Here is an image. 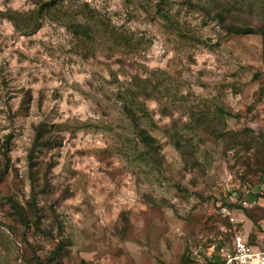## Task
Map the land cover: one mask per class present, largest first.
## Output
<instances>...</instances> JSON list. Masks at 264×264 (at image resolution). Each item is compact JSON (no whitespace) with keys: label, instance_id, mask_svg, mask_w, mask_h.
Returning <instances> with one entry per match:
<instances>
[{"label":"rangeland","instance_id":"374dc122","mask_svg":"<svg viewBox=\"0 0 264 264\" xmlns=\"http://www.w3.org/2000/svg\"><path fill=\"white\" fill-rule=\"evenodd\" d=\"M39 1L0 0V264H205L242 229L219 214L231 192L264 232L261 34L229 33L216 0ZM217 1L229 22L264 29V0ZM85 27L92 39L74 33ZM143 81L148 161L119 99ZM219 107L225 130L253 135L203 130L197 118ZM40 124L53 144L30 172Z\"/></svg>","mask_w":264,"mask_h":264},{"label":"trees","instance_id":"16d2710c","mask_svg":"<svg viewBox=\"0 0 264 264\" xmlns=\"http://www.w3.org/2000/svg\"><path fill=\"white\" fill-rule=\"evenodd\" d=\"M40 5L38 10H42L43 6L47 4L48 2L39 1ZM214 12H211L212 18L215 17L217 21L222 25L224 29H226L229 33H235V34H248L252 32H259L262 37V49H263V61H264V29H254L250 28L248 26H238L235 25L232 22H229L227 20V14L228 10L225 8L223 3H220L219 1L216 0L215 7L213 8ZM159 13H163L161 11H158ZM1 14V13H0ZM102 30L105 31V35L108 34L111 39L114 41H120L122 42L121 37L117 36L115 33L109 32L107 29L104 28V26H101ZM86 30H79V28H75L74 33L77 36L83 37L85 40L92 39L91 38V29L89 30L88 27ZM98 33V31H97ZM149 84L148 82H136L131 84V88L125 90L124 92L119 93V99L121 101V110L124 115L125 119H129L131 123L136 125L135 129V136L134 138V143H135V152H138L139 149V156L141 157L142 155H145V159L148 161L147 158H152L151 155L153 154L156 155L158 151V146L155 144L156 140L155 138L149 134L148 130L144 127H141L139 124H137V121H140L141 118L147 116V111L143 108V103L139 102V98H147L150 96V93L148 92V89L146 85ZM152 88L156 89L154 86ZM225 115V112L222 110V108L219 107L218 111L215 112L211 116H206V115H201L200 117L197 118V122L201 124L203 130H205L207 133L214 134L215 136L222 137L227 139L228 136L235 139L237 141L239 136H251L253 135V131L251 129H244L243 131H236V132H229L225 130V126H223V123L221 121L222 116ZM49 131L46 128L45 125L40 124L39 126L36 127V132L35 136L33 138V142L31 144L30 150L28 152V166L31 172L32 166L35 164V162L32 160L33 158V153L35 150H37L40 147H51L53 143H51V136L48 135ZM247 138V137H246ZM248 139L245 140V143L247 142ZM262 141H260L261 143ZM175 148L178 150L180 155L183 157V159H188L189 155L186 152L185 146L181 144L179 141L175 140L174 142ZM264 150V144H258V147ZM2 149L5 150V152L8 151V142L6 141L5 143L2 144ZM249 150V148H247ZM8 159H6L5 164L3 167L0 169V178L2 177L3 172L6 170ZM261 179H264V168L262 170V176ZM230 195H233V197L236 199L238 198V195L236 192H231ZM0 199H4L3 196L0 195ZM8 202L10 203L9 206L13 208V217L15 219L20 218L22 219L21 222H23L25 225V216L21 212V207L13 201L12 198L8 197L6 198ZM226 205H228L231 209L236 211V203H228L227 198L223 199V202ZM239 205V204H237ZM37 213V210H36ZM238 217L240 221L244 222L245 220L243 217L250 214L247 212L246 214L237 212ZM252 229V226L250 227ZM260 233V232H259ZM261 237L263 240V244L261 245L259 243L258 237L260 236L259 234L253 235V241H254V248L256 249H264V232H261ZM62 245H57L55 247L56 252L60 251L62 249ZM220 245L217 246V249H220ZM205 264H224V259L221 257L220 254H213L206 262Z\"/></svg>","mask_w":264,"mask_h":264},{"label":"built area","instance_id":"2783aa9c","mask_svg":"<svg viewBox=\"0 0 264 264\" xmlns=\"http://www.w3.org/2000/svg\"><path fill=\"white\" fill-rule=\"evenodd\" d=\"M228 203H234L233 195L227 198ZM238 204L243 208L251 206V203L241 200ZM219 214L233 226H241V230L233 233L230 242L219 249L224 264H264V249H256L250 239L246 238L247 233L243 224L238 218V213L225 203H218Z\"/></svg>","mask_w":264,"mask_h":264},{"label":"crops","instance_id":"0c3cea01","mask_svg":"<svg viewBox=\"0 0 264 264\" xmlns=\"http://www.w3.org/2000/svg\"><path fill=\"white\" fill-rule=\"evenodd\" d=\"M238 218H239V217H238ZM243 219H244L245 221H244V222L242 221L241 224L244 225V227H245V229H246V231H247V233L245 234V235H247L246 238L250 239L251 243L254 244V241H253V238H252V237H253V235L255 236V234L257 233V234L260 235V236L258 237V240H259V243L262 245V244H263V240H261V239H262V237H261V234H262V233H259V232L251 233V229H250V227L253 225V218H252L251 216L247 215V216L243 217ZM239 220H240V219H239ZM256 223H257L258 225H260L261 227H264V220L259 219V221H258V220L256 219ZM250 234H252V235L250 236Z\"/></svg>","mask_w":264,"mask_h":264}]
</instances>
